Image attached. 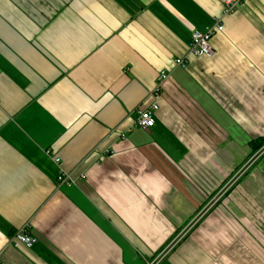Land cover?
I'll return each mask as SVG.
<instances>
[{
	"label": "crops",
	"instance_id": "0c3cea01",
	"mask_svg": "<svg viewBox=\"0 0 264 264\" xmlns=\"http://www.w3.org/2000/svg\"><path fill=\"white\" fill-rule=\"evenodd\" d=\"M221 12L220 0H0L3 264L154 262L258 157L264 0L224 17L211 56L174 66ZM161 70L143 131L133 121ZM22 228L33 242L15 248ZM158 264H264V152Z\"/></svg>",
	"mask_w": 264,
	"mask_h": 264
},
{
	"label": "built area",
	"instance_id": "2783aa9c",
	"mask_svg": "<svg viewBox=\"0 0 264 264\" xmlns=\"http://www.w3.org/2000/svg\"><path fill=\"white\" fill-rule=\"evenodd\" d=\"M222 5V12L219 18L215 19L214 23L211 26L206 27L203 31H200L198 29H193L191 31V38L188 46V53L186 57L179 58L174 60V66H184L186 63L187 56L192 57H201V56H211L214 51L210 44V39L217 33H221L223 31V19L224 17L230 16L237 12L238 8L249 2V0H220ZM169 78V72L165 70H161L158 73L156 84L154 86V89L149 94L150 98L152 99V102L150 103L149 107L144 110H137L136 111V118L133 121V125L137 126L143 131H147L151 127L154 126V117L153 113L158 109V99L160 97V90L163 86V84L166 82V80ZM260 155V151L256 154ZM253 155L248 164L254 163L257 158ZM55 163L59 162V159H54ZM58 184H70L73 182L71 177L60 171L58 177H57ZM190 229V223L186 225L181 232L178 234V236L183 237L188 233ZM26 230L24 228L18 230L16 233L13 234V236L10 239V243L15 247L19 248L20 246H26L29 247L33 239L30 236L26 235ZM177 236V238H178ZM176 239V238H175ZM174 239V240H175ZM174 241H172L173 243ZM172 243H170L168 246H166L156 257L154 262H149L146 264H158L171 250H172ZM0 264H3L0 260Z\"/></svg>",
	"mask_w": 264,
	"mask_h": 264
},
{
	"label": "rangeland",
	"instance_id": "374dc122",
	"mask_svg": "<svg viewBox=\"0 0 264 264\" xmlns=\"http://www.w3.org/2000/svg\"><path fill=\"white\" fill-rule=\"evenodd\" d=\"M258 150L260 151V154L263 153L264 152V145L262 147H260ZM250 166L251 165L248 164L246 167H244L242 170H240L238 177L236 175L234 178H231L230 180H228L227 182H225L223 184V186L220 188V190L218 191V193L215 196H213L212 198H210L205 203V205L200 210L197 211V213L194 215V218L189 222L190 223V229H189V231L198 223V221H200V219H202V218H204L206 216V214L217 204L218 200L221 199V197L224 194H227L228 193V191L234 186V184L236 183V181L238 180V178L244 173V171L247 169V167H250ZM181 240H182V236L179 235L178 238H176L174 240V242L172 243V245H171L172 250L175 248V246Z\"/></svg>",
	"mask_w": 264,
	"mask_h": 264
},
{
	"label": "trees",
	"instance_id": "16d2710c",
	"mask_svg": "<svg viewBox=\"0 0 264 264\" xmlns=\"http://www.w3.org/2000/svg\"><path fill=\"white\" fill-rule=\"evenodd\" d=\"M263 145H264V140L262 139L250 142V147H251L252 152L257 151Z\"/></svg>",
	"mask_w": 264,
	"mask_h": 264
}]
</instances>
